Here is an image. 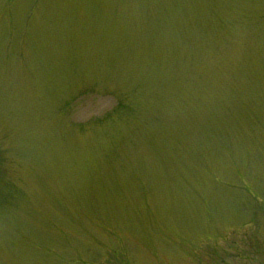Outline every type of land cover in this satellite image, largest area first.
Here are the masks:
<instances>
[{
    "label": "rangeland",
    "instance_id": "obj_1",
    "mask_svg": "<svg viewBox=\"0 0 264 264\" xmlns=\"http://www.w3.org/2000/svg\"><path fill=\"white\" fill-rule=\"evenodd\" d=\"M0 264H264V0H0Z\"/></svg>",
    "mask_w": 264,
    "mask_h": 264
},
{
    "label": "trees",
    "instance_id": "obj_2",
    "mask_svg": "<svg viewBox=\"0 0 264 264\" xmlns=\"http://www.w3.org/2000/svg\"><path fill=\"white\" fill-rule=\"evenodd\" d=\"M0 169H1V161H0Z\"/></svg>",
    "mask_w": 264,
    "mask_h": 264
}]
</instances>
